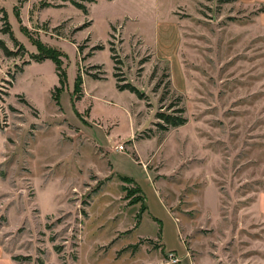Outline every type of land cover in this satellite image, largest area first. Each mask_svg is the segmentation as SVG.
<instances>
[{
  "label": "rangeland",
  "instance_id": "rangeland-1",
  "mask_svg": "<svg viewBox=\"0 0 264 264\" xmlns=\"http://www.w3.org/2000/svg\"><path fill=\"white\" fill-rule=\"evenodd\" d=\"M0 244L16 264H264V0H0Z\"/></svg>",
  "mask_w": 264,
  "mask_h": 264
},
{
  "label": "trees",
  "instance_id": "trees-1",
  "mask_svg": "<svg viewBox=\"0 0 264 264\" xmlns=\"http://www.w3.org/2000/svg\"><path fill=\"white\" fill-rule=\"evenodd\" d=\"M61 1H70L75 7H77L78 9H81L83 12L86 13V3H90V2H95V0H61ZM2 11L4 12V14H6V12L2 9ZM3 19L5 20L6 18L3 17ZM99 49H103L102 44L100 45H95L92 47V51L93 50H99ZM110 52H111V59L113 61V69L115 70L113 73V76L116 79V88L119 91L122 90H128L131 93L135 94L137 98L142 99L143 98V94L137 90L132 84L124 82V83H120L121 80L123 79H119L118 78V73L117 70H119V60L117 58V55L114 53V48L110 47ZM50 59L53 60L54 62V67H55V72L59 78V83L60 86H55V90L57 89L58 91H60L61 87H62V78L64 76V71H61V62L59 60V58L56 57H51ZM99 69L101 68L100 66H98ZM90 76L93 79H103L105 74L103 70H100L99 73L97 74H90ZM82 77L77 74L76 76V84H75V89H74V93H78V95L76 96V98H79L82 95ZM59 96V94L57 95V93L55 91H53L52 93V99L56 102V104H59V99L56 97ZM185 113V108L183 106H179L177 108H175L174 110H172V112H167V111H158L155 114V117L157 119L156 122V126L162 130H167L169 127H176V126H180L183 125L186 121L187 118L184 115ZM122 181H130L129 178H122ZM56 250H58V247H56ZM19 256H14L11 257L13 260H17Z\"/></svg>",
  "mask_w": 264,
  "mask_h": 264
},
{
  "label": "crops",
  "instance_id": "crops-1",
  "mask_svg": "<svg viewBox=\"0 0 264 264\" xmlns=\"http://www.w3.org/2000/svg\"><path fill=\"white\" fill-rule=\"evenodd\" d=\"M106 76H104L103 79H105ZM103 79H97V80H103ZM116 87V84H114ZM125 91V90H122ZM261 202V198H257V205ZM0 264H16L15 261L11 258V256L3 249L2 245L0 244Z\"/></svg>",
  "mask_w": 264,
  "mask_h": 264
},
{
  "label": "built area",
  "instance_id": "built-area-1",
  "mask_svg": "<svg viewBox=\"0 0 264 264\" xmlns=\"http://www.w3.org/2000/svg\"><path fill=\"white\" fill-rule=\"evenodd\" d=\"M119 151H123V145H118L117 147H116Z\"/></svg>",
  "mask_w": 264,
  "mask_h": 264
}]
</instances>
